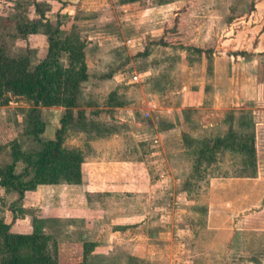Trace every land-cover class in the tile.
Wrapping results in <instances>:
<instances>
[{
	"label": "rangeland",
	"instance_id": "rangeland-1",
	"mask_svg": "<svg viewBox=\"0 0 264 264\" xmlns=\"http://www.w3.org/2000/svg\"><path fill=\"white\" fill-rule=\"evenodd\" d=\"M263 1L0 0V44L4 45L8 57H27L33 65L46 53L45 27L42 25L35 33L22 37L15 27L21 15L29 21L47 19L52 29L59 20L62 35H76L85 41L86 70L89 65L90 74H101L102 69L104 76L107 71H125L127 66L130 80L133 74L138 76V80L129 85H116L133 112L126 116L112 115L108 126L112 128L110 133L118 134L116 139L112 138L126 144L122 147V155L145 158L154 180L152 191L143 199L148 211L146 217L132 225L116 223L114 214L121 201L128 204L131 199L128 195L98 198L100 209L92 220L84 215L78 218L72 215L69 219L62 218L63 214L60 218L52 215L51 203L55 200L51 201V189L39 187L26 193L20 204L21 211L15 212L13 219L6 204L14 195L11 190L0 187V197L4 200L0 203V218L9 221L12 230L31 232L34 224L42 222L43 235H32L29 253L55 256L59 264H263L262 234L248 236L240 232L234 239L226 232L210 236L202 231V213L194 210L198 203L205 201L209 177L241 175L256 170L249 164L247 151L252 130L251 109H229L215 114L210 108V87L204 86L205 95L199 108L166 113L169 120L159 115L167 105L179 106L184 82L200 83L204 77V84L210 79L208 51H214L217 46L222 50V47L233 45L225 43L230 34L237 41H244L252 53L253 46H257V36L262 32ZM35 2L43 16L34 11ZM176 14L180 19L173 40L182 45L155 44L163 27L174 24ZM98 39L107 43L100 46V50L95 46ZM191 45L203 50L194 51ZM99 58L104 61L100 63ZM59 62L68 64L65 52L60 53ZM90 86L83 82L78 88L82 99L87 98ZM142 96L145 101H153L154 110L145 104ZM30 108V102L23 96L14 95H9V101L0 105V169L12 161L11 156H16L17 150L38 148L36 140L25 133ZM78 109L84 110H73ZM39 111L41 113L40 108ZM95 116V122L104 121L101 113ZM151 118L156 126L151 125ZM89 119L87 121L91 122ZM100 137L70 127L64 144L85 150V138ZM15 167L21 172L23 165L18 163ZM170 173L174 179H166L162 192L158 175ZM173 186L186 187L189 192L177 195L172 193ZM183 206H187L185 215L180 211ZM172 215L179 220L176 224L180 222L178 225L183 226L174 224L176 255L166 262L163 258L147 259L143 255L144 244L146 241L158 243L165 238L163 234L160 240L155 239L154 232L168 230ZM84 241L94 243L86 260L82 259Z\"/></svg>",
	"mask_w": 264,
	"mask_h": 264
},
{
	"label": "crops",
	"instance_id": "crops-1",
	"mask_svg": "<svg viewBox=\"0 0 264 264\" xmlns=\"http://www.w3.org/2000/svg\"><path fill=\"white\" fill-rule=\"evenodd\" d=\"M230 35L225 39V43L233 45L227 48L222 47V50H218L219 46H217L212 52L210 79L205 80L204 84V77H202L200 83L194 80L184 82L179 106L167 105L159 112V115L164 117V120H169L170 116L166 113L187 108H199L205 95L204 86L206 84L210 86V108L215 111V114H222L229 109H251V118L255 124V174L253 176H212L208 178L206 184L204 201L206 215L202 231L210 236L219 232H226L234 239L240 232L246 233L248 236L255 234L264 236V13L262 14V32L257 36V46H253L252 53L250 52L251 49L244 45V41H237L236 37ZM106 44L98 39L95 46L100 50V46ZM238 48H243L248 55L242 56L229 53ZM260 53H263V55ZM202 59V56H200L199 60ZM99 60L100 63L104 61H102V58H99ZM126 67L124 68L125 71L121 72L119 70L113 73L107 71L102 76V69L100 70L101 74H90L88 65L83 76H61L58 78L61 80L60 86L56 89L59 96L58 102L52 104L39 103L37 105L45 120L39 138L43 141L54 138L55 130L60 127L62 111L66 107L72 109L83 108L86 115H88L87 118H90L89 121H95V115L101 113L104 121L98 123L100 126H106V128L110 127L108 126L110 125L108 120L111 119L112 115L119 117L120 115L126 116L129 112L132 113V108L128 106L126 97L120 94V90H116L118 84L129 85L133 83L129 80ZM200 80L201 77L198 81ZM83 82H88L91 85V90L87 92L86 99H82L78 94V88ZM192 83H196L194 85L196 89H194ZM58 89L61 91L59 92ZM144 102L147 103V106H150V109L154 110L153 101L144 100ZM151 119V125L156 126L155 120ZM112 137L116 139L118 134L109 133L94 140L84 139L85 150L81 148L83 160L80 165V182L38 185L34 189L44 188V186L46 187L44 189H51V201L55 200L51 203L53 216L60 218V214H63L62 218L68 217L70 219L72 215L76 218L84 215L86 219L91 218L92 220L100 209L97 202L98 198L128 195L131 196L128 204L121 201L120 204L116 205L118 207H115L114 214L117 217L115 219L118 220L116 223L132 225L145 219V214L148 211L144 206L143 199L150 194L154 185L147 161L143 157L122 155L124 150H122V147L126 144L116 142ZM107 141H110V143ZM22 152V150H17L16 156H11L12 161L10 163H22L20 159ZM88 152L90 153L88 154ZM167 178L174 179V176L171 173L158 175L162 192L165 185L162 184L165 183ZM172 185L175 186V183L173 182ZM174 186L172 193L177 195L186 194L183 188ZM12 193L14 195L13 191ZM26 193H29V191ZM180 211H184L185 215L187 206L180 208ZM174 217L172 215L171 220H169L171 225L168 230L159 234L154 232V238L157 240L163 238L162 235L164 234L165 238L163 240L158 243L146 241L143 250L144 257L147 259L163 258L165 262L174 258L176 255L173 247L176 242L173 237L174 224L175 226L180 224V222L176 224L179 220ZM22 226L25 228L24 225ZM179 230L181 229L179 228ZM179 237L178 241L182 240L181 236ZM262 263L264 264V258H262Z\"/></svg>",
	"mask_w": 264,
	"mask_h": 264
},
{
	"label": "trees",
	"instance_id": "trees-1",
	"mask_svg": "<svg viewBox=\"0 0 264 264\" xmlns=\"http://www.w3.org/2000/svg\"><path fill=\"white\" fill-rule=\"evenodd\" d=\"M171 1V0H166ZM34 4V11L43 16L41 9ZM16 22L17 32L22 37L29 33H35L40 26H44L47 38V48L44 57L37 63L31 64L27 57L13 59L8 57L4 45L0 44V105L9 101V95L23 96L31 104L27 116L26 134L33 137L38 143V148L31 151H23L20 157L23 167L21 172L16 171V163H8L0 169V187L14 192V198L6 204L16 218L15 212L21 211V203L27 191L34 190L38 185H50L57 183H78L81 179V162L83 151L75 146L64 144L67 129L70 127L81 128L85 133L92 137L103 136L110 133L106 126H100L98 122L87 121L86 112L82 109L74 111L70 107L63 109L60 117V127L55 130L54 138L41 140L39 134L45 124L44 117L41 115L38 104H52L59 100L57 87L60 86L61 76H83L86 73V54L85 41L76 35H62L59 29V20L52 29L51 24L45 19L44 22L27 20L23 15ZM180 16H175L172 26H164L155 44L159 46H181L182 43L173 40L176 35V25ZM192 50L202 51L203 48L191 45ZM65 52L68 64L63 65L59 62V55ZM213 49L208 51V70L211 72V55ZM145 53V52H144ZM234 55L247 56L244 50L230 51ZM263 55V53H260ZM261 66V62H260ZM206 88L210 87L208 84ZM233 113V112H231ZM250 144L247 147L249 164L256 168V152L254 146V122L251 118ZM230 128L229 132H232ZM92 133V134H91ZM216 141V143H218ZM243 147V145H240ZM152 174V172L150 171ZM252 173L241 175H222V176H253ZM153 177V176H152ZM208 179L206 180L207 184ZM187 186V185H186ZM189 192L188 188H183ZM206 193V186H205ZM201 194V193H200ZM4 200L0 197V203ZM195 211H200L203 216L202 227L205 221V203H198L194 207ZM42 222L34 224L31 232L14 231L11 229L10 222L0 218V264H59L55 256H36L29 253L32 235H43ZM93 242L84 241L82 259H87V254ZM232 264V263H223Z\"/></svg>",
	"mask_w": 264,
	"mask_h": 264
},
{
	"label": "built area",
	"instance_id": "built-area-1",
	"mask_svg": "<svg viewBox=\"0 0 264 264\" xmlns=\"http://www.w3.org/2000/svg\"><path fill=\"white\" fill-rule=\"evenodd\" d=\"M130 80V79H129ZM138 80V76L136 75V74H133L132 76H131V81L132 82H136Z\"/></svg>",
	"mask_w": 264,
	"mask_h": 264
}]
</instances>
